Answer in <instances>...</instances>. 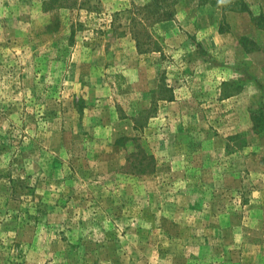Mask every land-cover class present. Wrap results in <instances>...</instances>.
Returning <instances> with one entry per match:
<instances>
[{"label":"rangeland","instance_id":"rangeland-1","mask_svg":"<svg viewBox=\"0 0 264 264\" xmlns=\"http://www.w3.org/2000/svg\"><path fill=\"white\" fill-rule=\"evenodd\" d=\"M167 1L0 0V264H264V0Z\"/></svg>","mask_w":264,"mask_h":264},{"label":"trees","instance_id":"trees-1","mask_svg":"<svg viewBox=\"0 0 264 264\" xmlns=\"http://www.w3.org/2000/svg\"><path fill=\"white\" fill-rule=\"evenodd\" d=\"M165 2L168 4V1L167 0H165ZM169 7H171V5H168Z\"/></svg>","mask_w":264,"mask_h":264}]
</instances>
